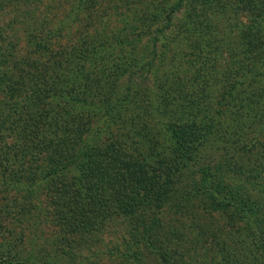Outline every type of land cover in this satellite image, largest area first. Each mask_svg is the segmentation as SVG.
<instances>
[{"label": "rangeland", "instance_id": "374dc122", "mask_svg": "<svg viewBox=\"0 0 264 264\" xmlns=\"http://www.w3.org/2000/svg\"><path fill=\"white\" fill-rule=\"evenodd\" d=\"M177 1L0 0V59L3 60L2 65L0 64L2 68L0 74L3 75L4 70L8 71L10 87L12 81H18L16 85L20 92L16 93L19 94L21 101L24 95L21 94L20 82L30 83L33 80L35 82L36 76V85L45 91L44 88L51 81L49 78L45 79L42 73H35L37 63L34 59L43 54L47 57L49 52L47 46L53 57L55 52L63 49L73 52L87 47L91 52L90 59L80 61L79 55L71 56L67 68L72 67L69 69V74L76 75L77 69L74 66L77 63L86 69L93 67L98 71V74H94L98 82L109 84L106 85V88L109 87V94L137 93L141 86L135 83V79L140 75L144 87L152 85V88L156 89L157 86L154 85L157 80L160 86L165 87L168 101L150 102L153 114L157 118L145 124L146 131L140 130L142 133H147V136L141 133L136 135L143 151V155L138 158H144L142 164H137L143 167V170L149 169L150 173L154 170L158 171L156 174H148L150 178L147 186L155 184L159 181L158 178L165 174L166 170L161 171V167L168 161L171 145L175 142L171 139L175 128L170 129L169 126L174 124V127H180L173 118L182 117L190 121L197 118L194 122H197L198 129L203 131L200 133L188 129L191 136L199 137V142L194 141L197 146L187 149L186 146L190 145L184 140L182 142L181 149L184 146L191 161L187 165L183 161L171 164L172 167L175 165L180 167L177 170L170 168L167 173L175 180L173 186L167 188L168 193L173 197L161 198L154 195L153 199L150 192H134L129 186L122 187L115 184L113 175L116 171L108 169L113 173L107 176L111 180L107 178L103 180L104 185L107 184L106 194L108 193L112 199V205L106 208L108 214L104 212L103 215L98 214V207L88 206L83 220L72 219L73 233L58 244L52 243L55 242L54 234L62 232L60 223L62 221L64 225V221L56 219L54 222L53 218L47 219L43 208L40 209L43 206L42 199L47 198L51 193L52 181H45L40 178L42 175L39 177L31 173L36 179L39 178L31 187L35 192L28 194L30 199L27 200L31 201L32 207L24 204L26 211L24 215L28 218L26 221L31 223L24 221L22 225L14 224L17 222L14 213H2L0 264H8V262L9 264H231V259L238 258L247 263V258L251 259V257L256 264H264V145L253 150L248 147L257 140L264 141V120L259 118V121H256L258 114L252 117L234 115L236 110L234 107L231 113L236 119L224 127L232 126L233 133L236 129L238 133L244 134L243 136L232 134L231 139L236 140L233 144L230 139L227 142L220 140V136L213 138L205 135L216 112L233 107L234 105L229 104L232 96L238 95V91L244 86L247 87L249 83L245 80L239 88L226 96V90L232 83L227 84L228 80H225L223 74L213 72L211 74L216 77L210 76L205 69L210 65L209 63L196 69L195 66L185 67L181 63L175 64L167 59V62L172 63L173 66L166 65L164 59H161L164 57L163 53L181 51L183 45L166 42V39H162V34L159 35V40L155 41V28L150 23V19L160 6L174 5ZM229 1L233 3L223 6ZM213 2L217 10L212 12L216 16L212 20H219L218 27L222 29L226 24L233 25L232 29L227 28L226 31L221 32L220 39L225 38L226 42L236 49L235 57L239 62H235L237 67L235 66L234 71L241 69L242 72L247 73L260 68L264 61L261 59L264 55V40L259 39L263 41L262 46L256 50L252 49L251 53L249 50L246 52V45L240 36L247 32V26L250 25L255 26L254 28L262 27L261 34L264 38V7L257 5L264 0H252L253 4L248 9L243 0H213ZM163 15L164 12H161V18L153 20L158 24L162 23ZM179 16L181 12L176 18ZM235 22L238 23L237 26ZM93 56L96 59H93ZM42 58L40 68L53 63L47 58L44 60ZM151 60H153L152 68L155 70L149 75L145 63ZM173 70L180 72L172 77L175 74ZM127 87L131 88V92L126 89ZM2 92L4 91L0 86V96L6 93ZM64 96L58 95L60 104L71 111L72 105L64 102ZM184 99L189 100V104L185 107L182 106ZM89 101L90 115L88 114L87 120L91 126L102 127L104 119L102 116L94 115L99 111V102L93 101L92 98ZM9 108L10 106H4L2 110L7 111ZM158 120L164 121V125L160 126ZM139 128H142L141 125ZM151 130L154 131L155 136L150 133ZM117 134L116 128L112 135L106 132L103 134L108 136L104 140L105 145H102V156H98L103 163L110 159L112 161L121 158L120 155L112 157L111 153L105 151L106 145L115 144ZM247 140L252 141L247 142ZM115 148L118 149L117 146ZM156 152H159L160 158L152 156ZM41 161L42 155L36 162L41 163ZM18 164L26 167L27 161L19 159ZM93 170L95 168L90 169V174L94 177L99 176V172L95 173ZM76 175L77 173H70L69 177L73 178ZM205 177L216 178L217 186L220 188L225 184L228 185L230 194L227 196L233 201L232 210L240 209L235 212L234 219L225 216L223 212L219 213L213 205H205L204 198L200 197L203 193L201 187H196L194 184L200 185L201 182L205 184ZM2 181L3 179L0 181V196L3 201L0 207L4 206L3 210H7L6 190L11 188V184ZM70 182L75 183L72 180ZM58 184L61 191L59 198L64 201L61 202L60 209L62 219L65 209H68V213L73 218V212L77 209L80 200L85 198L86 201V196L89 194L87 190L93 195V185L91 183L89 187L86 184L77 185L75 192L73 190L71 194L69 193V198L62 199L63 183ZM157 185L161 186L160 182ZM174 191L187 203L184 208L174 203ZM22 194L27 198L25 191ZM16 195V190H11L10 196L14 198ZM101 202L100 198L98 204L103 210ZM136 206L138 211L135 213ZM114 212L115 216L112 215ZM260 224L263 229H260ZM20 229L22 232H17ZM13 230L14 234L9 233ZM245 247L247 251L244 250ZM9 248L13 253H21L22 260L15 263L14 257L6 253V249ZM253 255L258 258L254 259Z\"/></svg>", "mask_w": 264, "mask_h": 264}, {"label": "trees", "instance_id": "16d2710c", "mask_svg": "<svg viewBox=\"0 0 264 264\" xmlns=\"http://www.w3.org/2000/svg\"><path fill=\"white\" fill-rule=\"evenodd\" d=\"M244 2V5H247V9L253 4L252 0H243ZM232 3L231 1L229 3L225 2L223 6H228ZM257 5L262 8V6L264 7V2H259ZM216 10L213 0H178L174 5L170 4L166 7L162 5L155 10L151 16L150 23L155 28V41L159 40V35L162 34V39H166V42L174 45H183V48L180 49L181 51H174L171 54L163 53L164 57L161 59H164L167 66H173L172 63L167 62V59L175 64L181 63L185 67L188 65L190 67L195 66L196 69L203 67L205 63H209L210 65L205 69L209 72L210 76L216 77L211 74L213 72L220 75L223 74L225 80H228L227 84L232 83L227 88L228 90H226V96L231 91L239 88L245 80L248 81L249 85L247 87H242L239 91L237 90L239 92L238 95L232 96L229 104L234 105L233 107L216 112L210 122L207 134H205L213 138L220 136V140L227 142L230 139L231 143L234 144L236 140L231 139L232 134H240L235 129L237 125L234 127L235 133H233L234 130H231L232 126L224 127L236 119L231 113L234 107L236 108L234 115L252 117L258 114L256 121H259V118L260 120H264V61H262L260 68L247 71V73L242 72L241 69L234 71L237 67L235 62H239L238 58L235 57L237 54L236 49H233L229 45V42H226L225 38L220 39L221 32H224L223 30H227V28L232 29L233 25L232 23L228 24L229 26L226 24L220 29L218 27L219 20H212V18L216 17L212 12ZM161 12H164V15L161 19L162 23L158 24L153 19L159 20ZM179 12H181V16L176 18ZM208 12L210 13L208 14ZM237 25L238 23L235 22V26ZM254 27L247 26V32L243 36H240L246 45V52L248 50L251 52L253 51L252 49L256 50L263 44L262 27ZM259 39L262 40L259 41ZM47 50H49L47 57L43 54L34 59L35 63H37L35 68L37 72L35 71V73H42L45 79L49 78L51 80L47 84L48 86L44 88L46 92L39 85H36L37 77L35 76V82L34 80L30 81V83L27 81L24 83L20 82L22 87L21 94L24 95V99L21 101L19 94L16 93L20 92V89L16 85L18 81H12L10 87L7 78L8 71L4 70V74H0V86L6 92L5 94L2 92L4 95L0 96V99H2L0 100V181L3 179L2 182L6 181L11 184V188L6 190L8 197V204L6 206L8 208L7 210H3L4 206L0 207V218L3 212L14 213V218L17 220L14 224L22 225L24 221L28 224L31 223L26 221L28 218L24 215L26 212L24 204L26 203L32 207L31 201L27 200L29 198L28 194L35 192V189L31 187L39 179H36L35 175L31 173L37 174L39 177L42 175L41 179L45 181L50 180L53 185L50 195L42 199L43 206L40 209L43 208L45 218H53L54 222H56V219L64 221V225L62 221L60 223L62 232L54 234L55 242L51 241L58 244L73 233L72 219H78L77 221L83 220L88 206L94 205V207H98V214H102V212L107 213L106 208L112 205L111 196L108 193L106 194L105 190L107 184L104 185L105 179L112 173L108 169L116 171L115 175H113V183L115 184L122 187L129 186L134 192H150L153 194H151V198L153 199L155 198L154 195L161 198L173 197L172 194L168 193L167 188L173 186L175 180L170 174L167 175V173L170 168L171 170L180 168L177 165L172 167L177 161H183L185 165L191 161L188 154H186L187 151L184 149V146L181 149L182 142L183 140L186 141L190 145L186 146L189 149L194 145L197 146L194 141L199 142V137L194 138L191 136L188 129L197 130L200 133L203 131H201L202 129H198V123L194 122L197 121V118H193L191 121L182 117L173 118L179 123L181 128L174 127V124L168 125L171 127L170 129L175 128L173 129L171 138L173 139L172 142H175L171 145L168 161L161 167V171L166 170L165 174L162 175L160 173L162 177L158 178L159 181L147 186V181L150 178L148 174H156L158 171L154 170L150 173L149 169H144V171L143 167L137 164H142L144 158H138L143 155V151L138 144L139 140L136 138V135H140L141 133L147 136V133H142L140 130L146 131L145 124L157 118L153 114L150 102L155 100L167 102L168 92L165 87L160 86L157 82L158 80L155 81L154 85L157 86L156 89L152 88V85L144 87V81H140V78H142L140 75V78L137 77L139 79L136 78L137 82L135 79V83L141 86L137 93L133 92L132 95L130 93L115 95V92H112L109 94V87L106 88V85L109 84L107 82H98L95 76L98 74V71L93 69V67L86 69L84 66H79L76 62L77 64L74 66L77 69L76 75L74 73L69 74V69H72V67L67 68L70 64L71 56L79 55L78 59L80 61L90 59L91 52H89L90 50L87 47H82L78 51L73 50V52L71 50L67 52L66 49H63L62 51L55 52L54 57L50 53L48 46ZM5 57L6 55L3 56V59ZM41 57H43L42 60L47 58L53 63L40 68ZM93 59H96L95 56H93ZM261 59L264 60V55L261 56ZM2 62L3 60L0 59L1 65ZM145 65L148 66V74L150 75L155 70L152 68L153 60L146 62ZM179 72L173 70L175 74L172 77L178 75ZM181 77L183 78V71H181ZM23 78L25 79V77ZM158 86L160 87L158 88ZM126 89L131 92L130 87ZM59 94L65 95L64 102L72 105L71 111L65 109L60 104ZM91 98L93 101L99 102V111L94 115L102 116L104 119L102 127L91 126L87 120L88 114L90 115L88 111L91 105L89 99ZM100 98H102L101 101ZM186 100L188 103H186ZM188 104L189 100L184 99L182 106L185 107ZM4 106H10V108L7 111L2 110ZM158 121L160 126H163L165 123L161 120ZM142 122L144 123L141 124ZM194 124H196V127H194ZM139 125L142 128H139ZM114 128L118 132L115 139L116 142L115 144L106 145L105 151L111 153L112 157L120 155L121 158L118 157L112 161L110 159V161L103 163L98 157L99 155L102 156V145H105L104 140L108 137L103 134L106 132L108 135H112ZM97 133H101V135H97ZM150 133L153 136L156 135L153 130ZM240 135L243 136L244 134ZM251 141L247 140V142ZM261 145H264V141L257 140L255 143L252 142L251 146L248 147L253 150ZM116 146L119 151L115 148ZM123 149L125 150L123 151ZM41 155L42 161L41 163H37L36 161ZM152 156L160 158L159 152L154 153ZM19 159L27 161L26 167L18 164ZM183 163L181 162L180 164L183 166ZM91 168H95L93 172H99V176L94 177L91 175L89 172ZM37 172L41 174L39 175ZM70 173H77V175L70 178ZM213 178L205 177V184L204 182H201L200 185L194 183L196 187H201L203 193L200 197L204 198L205 205H213L219 213L223 212L225 216L234 219L235 212L240 209L232 210L233 201L227 196L230 194L228 185L225 184L223 188H220L217 186L216 178ZM70 180L75 183H71ZM60 182L63 183L62 199L69 198L71 192L73 190L75 192L77 185L86 184L87 187H89L90 183L93 185V195L87 190V193H89L88 196L85 195L87 199L86 201L85 198L80 200L77 209L73 212V218L68 213V209H65L63 219L62 213L60 214L61 202H64L59 198L61 191L60 184L58 183ZM159 182L161 186L157 185ZM196 187H194V190H196ZM11 190H16V197L10 196ZM23 191H25L27 198L22 194ZM100 198L102 199L103 210L100 209L101 205L99 206L98 204ZM173 199L175 200L174 203H177L176 205L179 207L184 208L187 204L183 198L177 196L176 192ZM2 201V197L0 196V203ZM28 210L30 211V209ZM137 211L138 206L135 207V213ZM112 215L115 216V212ZM259 227L263 229L262 224ZM17 232H22V229L17 230ZM9 233L14 234L15 232L13 230L9 231ZM47 240L49 241V239ZM6 250V253L10 257H14L15 263L18 260H22L21 253H13L11 248ZM244 250L247 251L246 247ZM253 257L254 259L258 258L255 255ZM251 259L247 258V263L238 258L236 260L231 259L230 262L232 261L231 264H256V261Z\"/></svg>", "mask_w": 264, "mask_h": 264}]
</instances>
